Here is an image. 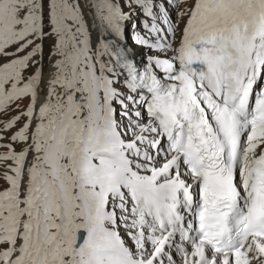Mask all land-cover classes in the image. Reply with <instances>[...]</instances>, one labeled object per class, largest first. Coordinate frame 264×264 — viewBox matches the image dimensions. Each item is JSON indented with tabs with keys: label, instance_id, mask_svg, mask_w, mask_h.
<instances>
[{
	"label": "snow or ice",
	"instance_id": "6c2138e0",
	"mask_svg": "<svg viewBox=\"0 0 264 264\" xmlns=\"http://www.w3.org/2000/svg\"><path fill=\"white\" fill-rule=\"evenodd\" d=\"M0 264H264V0H0Z\"/></svg>",
	"mask_w": 264,
	"mask_h": 264
},
{
	"label": "bare ground",
	"instance_id": "6f19581e",
	"mask_svg": "<svg viewBox=\"0 0 264 264\" xmlns=\"http://www.w3.org/2000/svg\"><path fill=\"white\" fill-rule=\"evenodd\" d=\"M132 55L136 58L138 62L143 58V53L141 50H133Z\"/></svg>",
	"mask_w": 264,
	"mask_h": 264
},
{
	"label": "rangeland",
	"instance_id": "374dc122",
	"mask_svg": "<svg viewBox=\"0 0 264 264\" xmlns=\"http://www.w3.org/2000/svg\"><path fill=\"white\" fill-rule=\"evenodd\" d=\"M46 55H47V50H46Z\"/></svg>",
	"mask_w": 264,
	"mask_h": 264
}]
</instances>
